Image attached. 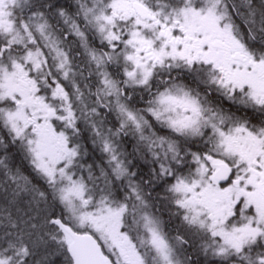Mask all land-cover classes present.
<instances>
[{
	"label": "snow or ice",
	"instance_id": "6c2138e0",
	"mask_svg": "<svg viewBox=\"0 0 264 264\" xmlns=\"http://www.w3.org/2000/svg\"><path fill=\"white\" fill-rule=\"evenodd\" d=\"M0 264H264V0H0Z\"/></svg>",
	"mask_w": 264,
	"mask_h": 264
},
{
	"label": "flooded vegetation",
	"instance_id": "af4514ba",
	"mask_svg": "<svg viewBox=\"0 0 264 264\" xmlns=\"http://www.w3.org/2000/svg\"><path fill=\"white\" fill-rule=\"evenodd\" d=\"M90 162V161H89ZM166 218V217H165Z\"/></svg>",
	"mask_w": 264,
	"mask_h": 264
}]
</instances>
